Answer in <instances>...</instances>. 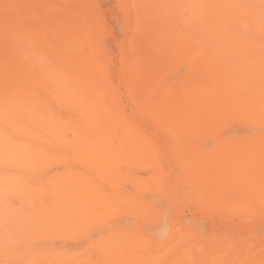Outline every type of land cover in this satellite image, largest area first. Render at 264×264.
<instances>
[{
  "label": "rangeland",
  "instance_id": "rangeland-1",
  "mask_svg": "<svg viewBox=\"0 0 264 264\" xmlns=\"http://www.w3.org/2000/svg\"><path fill=\"white\" fill-rule=\"evenodd\" d=\"M31 1L32 0H30V2L29 0H0V13H10L12 25L23 26V30L26 34L29 29L36 30L38 26L41 27L44 25L45 27L42 28L41 32L42 35L45 34L46 37H51L53 35L52 37L54 40H57L60 34L58 32H56L57 34H54L52 27L55 29V24L53 25V22L61 23V21H66L68 28L77 29L79 32H81L82 29L87 28V34L89 31L91 32L88 35V41L93 42L91 44L93 48H97V51L95 48V52L97 53L86 52V50H83L82 55L80 54L78 58L85 62L86 60H89L88 55L90 57L91 55H94L101 62V66L105 64L102 68V72L105 73V77H108L104 78L98 72V75L100 74L101 77L98 76L97 79V83L105 93L103 96L104 98H101L99 95H97L98 97L96 98L105 99L104 103L106 105L102 107L103 109L101 110L104 111L101 112L104 113L106 111L109 113H106L108 117L110 114H112L110 115L111 117H118L122 124L114 121L115 123L112 122L105 125V129L108 127L111 129L113 127V131L111 130L112 133L116 132L113 139L111 138L113 142L110 140L107 142L108 144L113 143L112 146L110 144V146L113 147V152L105 151L103 144L99 143L100 141H98L99 146L96 144L97 141H94L95 145L92 143L93 141L86 140L85 138V140L82 138L81 141L76 136V132L80 130V126L77 127V129L75 128L76 126L66 125L67 127L64 126L66 129L64 130L63 128L62 130V135L68 142L64 140L60 141L57 143L59 146L57 147L56 143L54 144L50 142V140L48 141L45 139L46 141H41H45L44 144L49 147H43L44 144L39 141L38 145L41 144V148H44V150L47 148V151L45 150L43 152V158H48L46 160L40 159L41 161L44 160V162L40 164L41 167L39 166V169L37 168L38 171H40V174L35 168L39 165V162H41H38L39 159L37 162L35 161L37 164L32 162V165L35 166L34 168L36 171L33 170L35 173L32 171V168H30L32 165H30L29 162L25 165L19 164L17 158L14 156H12L13 158L10 156L11 166L8 165V167L5 165V168L3 166L0 167V176L4 179V182H7L6 185L8 186L7 188L2 189L3 196L2 198L0 196V200L1 202L9 204L7 205L5 203V209L7 206L8 208L9 206L13 208L12 210L10 208V222H13L14 224L12 226L14 227L15 223L18 224L17 228L16 226L14 227V230L10 229V247L7 250L0 249V264H139V258H151L154 261L153 264H181L186 259L189 260V258L192 259V264H209L214 257L216 258L217 255L222 254V252H220L221 249L222 251H225L223 253L225 254L224 256H226L225 258H227V255H229L227 253L230 251L231 256L239 257L238 259H241L242 257L243 259L240 260L241 262L242 260L245 261L249 259L253 254L254 256L258 255L259 257L263 254L262 257H260L263 258L264 205H258L259 213L256 216L252 215L245 217L247 215L243 216L240 212L238 213L237 209L234 207H231L232 209L229 207V209H227V207H220L219 205L213 207L212 203L210 207V204H207L209 202L206 204H204V202L201 203L203 200H199L200 195L197 193V190L195 189L196 187L193 186L194 180L195 182H198V177H201L200 173H202V175L204 173V171L199 168L195 169L197 166H195L194 163L198 164L199 162L196 161L200 160L202 156H205V151H210L211 148L215 147L216 141H214L213 138L208 139L207 137L217 136L220 133V130L209 127L208 131L206 130V135L203 134L201 130H196L195 128V131H192L193 135L191 137L186 140L180 139L173 129H171L167 120L162 118V110H152L149 109V107H145L148 104V101L146 102L143 91L145 88L147 89V86L150 88L152 84L159 89L166 90L169 86H172V82H180L183 78L218 75L221 74L222 69H225L223 67L224 65L228 68L229 66L231 67V65L237 64L239 66V73L246 71L248 65V71H251H249V74L264 75V0H209L210 2L208 0H175L174 11H176V13L173 11V17H170H172L178 25L182 21H185L184 25L187 24L188 27L190 26L189 28L193 31L192 33L188 28H185L186 26L183 27V29H185L184 34L189 43V47L195 45V47L201 51L200 53H203L202 57L200 56L195 59L194 65H189L192 64V47H185V49L183 46L177 47L174 49L175 51L172 50V54L170 48L158 44L156 37L154 36L155 32H153L155 30V24L153 22V25L144 14H139L138 7H135L137 6L135 4H138L136 0H40L41 3H44L42 4L44 5L46 14L45 12L27 13L26 10ZM159 1L160 0H145V3L148 6H157L159 5ZM10 2L17 4L20 10L12 9L7 13L10 8L8 3ZM181 2L183 3L182 6L186 4L185 2L188 4L187 7H183L184 10H182ZM56 6L61 10L60 12H58ZM177 6H179V8ZM49 7L52 9L50 10ZM134 10L137 13H135ZM196 10L198 11V14ZM25 11L28 15L24 14ZM75 12L80 14H75ZM192 14H194V16H192ZM67 15L71 17H68ZM73 17L76 19H73ZM90 17L91 19H89ZM192 17L194 18V21L191 20L193 19ZM140 18H142L143 21ZM25 20L27 23H24L26 22ZM50 20H53V22ZM186 20L189 22H186ZM136 21L139 22L140 27H137L138 22ZM0 24V29H4L5 25L2 23ZM49 24H51V26ZM48 25L50 28L46 27ZM96 25H98V27ZM145 25L148 27L145 28ZM197 26L198 28H195ZM79 27L81 31L79 30ZM146 29L149 30V33L147 31L146 34H144ZM198 29H200V31ZM11 30L12 28H10V31ZM84 31L85 30H83V32ZM150 31H152L153 34H151L152 32ZM194 31L198 35H196ZM54 35L56 36L54 37ZM141 35L143 37H139ZM31 39L34 40L32 37ZM125 44L127 45L125 46ZM24 45L28 46V44L22 42L21 48L25 50L31 48L36 51L37 48L38 50L40 48V44L38 46L37 44H34V46H29V48L27 46L24 47ZM140 52H142V54ZM135 53L139 54L138 56H141V58ZM153 55L155 57H153ZM84 56H87L88 58L83 59ZM92 58L94 59L93 56ZM128 61L130 62L128 63L130 67L127 66ZM253 67L256 68L255 71ZM85 69L78 73L91 78L93 76L92 68ZM126 71L128 74H125ZM144 72L151 75L148 76L147 73L145 74ZM132 73L135 74L131 76ZM140 74H142L141 76L146 75L149 78L147 77L146 79L140 80ZM125 76L128 77V79ZM112 79L114 82H112ZM144 80L146 81L144 82ZM262 81V79H255L252 82L253 90L259 89L264 91V88H261V86H263ZM257 84L261 86H258ZM133 86L135 89L130 88ZM138 87L139 90L137 89ZM119 88L121 89L119 90ZM129 91H131V93ZM139 96L141 98H139ZM133 101L138 103L135 104ZM140 102L142 103L140 104ZM252 121H245V124V122H238L236 119L231 120L222 128V134L225 136V134L229 135L230 133H235L242 136L244 144H248L247 140H249V142H252L253 140L252 143H254V141L258 142V144H260L259 142L264 143V136H262L264 134V123H261V120L257 121L253 119ZM258 122H260V124ZM110 129L108 128L106 130L110 131ZM126 130H132L135 133V142L138 141V138L143 141L144 136L145 143L143 144L146 148L144 155L135 154L128 156V158H123L118 155V153H120L118 149L121 148L119 144H122L120 136ZM140 135L142 137L141 139ZM90 142L92 145H89ZM103 143L106 145V142ZM100 145H102V147ZM85 146L88 147L86 148ZM91 146L93 147L91 148ZM100 147L102 151L100 150ZM256 147L258 148L259 145ZM114 150L118 151H115L116 155ZM75 151L77 152L74 153ZM50 154L56 158H53ZM99 155L103 156L100 157ZM88 156L95 157L96 160H99L102 164L95 159H90ZM98 156L100 159L97 158ZM104 156L105 158L108 156L106 160L111 162L105 161ZM143 157H145L147 161H142ZM49 158L51 159L50 161ZM110 168L114 170L111 169V171ZM30 170L31 173L27 175L25 172L29 173ZM6 172L7 175L8 172H10V176L8 175L7 177ZM189 173H193L195 176L193 174L190 175ZM54 176H56L55 179ZM61 176H64L66 180H63L64 177L61 178ZM26 178L27 180L29 179V182L28 184L26 182L24 188L28 187L27 189H32L33 187L39 186L40 189H33L32 191L26 190L25 192V189H23L22 192H24V194L21 192L23 196H21V194L17 195L18 197H23V199L18 198L16 196L17 193L14 194L13 192L15 190H17L16 192L22 190V185L25 183L24 181H27ZM7 179L9 180L7 181ZM21 179L23 183L20 181ZM67 180H69L68 182L70 183H67ZM18 181L21 187L19 186V188H16ZM48 181L54 184L51 185ZM63 181L66 183H63ZM16 182L17 185L11 184H16ZM201 182L198 183L201 184ZM47 183L50 184V187ZM71 183L72 187H69L67 184L71 185ZM55 184L57 186H54ZM41 186H45V191L41 189ZM53 186L57 188L54 189ZM47 188L52 189L47 190ZM76 189L77 191H74ZM78 189L79 193H77ZM41 190L44 192L43 194L41 193ZM35 191H38L37 193H40V195L32 193ZM46 191H48V193ZM55 191L58 192L56 193ZM8 192L9 194H7ZM50 192L52 194H49ZM75 192L77 194H75ZM26 193L29 195L31 194V197L29 195L25 196ZM32 194L37 197H32ZM44 194L46 196H44ZM47 194L49 198L54 196V199H49V203L50 200L53 199L51 202L52 205L47 203ZM98 194L99 196L106 195L105 201H101L102 208L104 205H107V203L110 206L107 205L109 208H106L105 206L106 209H104V211L100 208L101 205L97 202L98 200H95L97 198L100 202V199L103 198L102 196L99 198ZM76 195H79V198L76 197ZM94 195H96V197ZM171 197L173 199L175 198V201L171 200ZM42 198L43 200L40 202L39 199ZM86 198L87 200L85 201ZM91 198L94 201L91 200ZM43 201L45 202V206L42 204ZM172 201L175 204L170 203ZM4 203L1 205L4 206ZM48 205H51L50 208ZM98 205H100V207H98ZM3 206L1 207L3 208ZM92 206H94V208ZM90 208H93L94 210L100 208L101 210L99 209L100 212L97 210L99 214H97L96 217V214H90L89 216L88 212ZM14 209L19 212L17 213ZM55 210V220L50 219L49 216H41L42 212L48 215V212L53 214ZM82 210L85 211L83 212ZM92 213H96V211ZM149 213L153 214L149 215ZM27 214H29V216H26ZM91 215H93V217ZM157 216H165L166 224L170 228L166 229L165 233L160 236L158 235L159 233H154L153 229L158 222V219L156 220ZM26 223H30L28 225L31 226L30 230L28 229V232L23 231L22 228L19 227L24 226ZM197 231H199V233ZM52 241L55 242L53 243ZM242 246H244V250L242 249ZM232 248H234V250ZM9 249L10 251H8ZM1 252H3V254ZM143 254L145 255L142 256ZM234 254L236 255L234 256ZM244 256H246L245 260ZM256 264L260 263L257 262Z\"/></svg>",
  "mask_w": 264,
  "mask_h": 264
},
{
  "label": "bare ground",
  "instance_id": "bare-ground-1",
  "mask_svg": "<svg viewBox=\"0 0 264 264\" xmlns=\"http://www.w3.org/2000/svg\"><path fill=\"white\" fill-rule=\"evenodd\" d=\"M174 1L175 0H160L159 5H157L158 7L157 6H148L145 3V0H136V2L138 4H135V5H137L135 7H138V9H139L138 10L139 14H144V16H146V18L148 17V20H150L152 22V24L154 22L155 25L154 24L153 25L155 27L154 28L155 30L154 31L152 30V31L155 32L154 36L156 37L158 44L161 46H167L168 48L171 49V51L174 50L175 48L181 47V46H183L184 49H185V47H189V43H188V41L185 37V34H184L185 29H183V27L186 26L185 28H188L191 31V33L193 32L189 28L190 26L188 27L187 24L184 25L185 21L184 22L182 21L178 25L174 21V19L172 18L173 17V11L175 10ZM29 2H30V0H29ZM39 2H40V0H32L31 3L28 5L27 10H26L27 13H31V12L44 13L45 12V8L43 5L44 3L42 2L43 3L42 4L41 2L40 3ZM187 2H185V3L187 4ZM10 3H8L10 8L8 9L7 13L12 9L13 10H20L19 7L17 6V4L12 3V2H10ZM148 4H149V2H148ZM186 4L184 5L185 7L188 6V4L187 5ZM215 4H214V6H215ZM182 5H183V3L181 2V6ZM26 6H27V4H26ZM64 6H65V4H64ZM184 6H182V10H184L183 9ZM197 6H198V4H197ZM197 6H196V9H197ZM70 7H71V5H70ZM80 7H81V5H80ZM177 7L179 8V6H177ZM56 8L58 9L57 6H56ZM59 8H61V7H59ZM49 9L51 10L52 8L49 7ZM213 9L216 10L215 8H213ZM26 11L24 12V14H26ZM60 11L61 10L58 9V12H60ZM89 12H91V11H89ZM134 12H135V10H134ZM174 12L176 13V11H174ZM135 13H137V12H135ZM193 13H194V11H193ZM45 14H46V12H45ZM53 14H55V13H53ZM75 14H80V13L75 12ZM197 14H198V11H197ZM26 15H28V14H26ZM62 15H65V14H62ZM71 15H72V13H71ZM188 15H186V16L189 17ZM170 16H172V17H170ZM192 16H194V14H192ZM68 17H71V16H68ZM62 18H63V16H62ZM39 19H40V17H39ZM43 19H45V18H43ZM65 19H69V18H65ZM73 19H76V18L73 17ZM89 19H91V17ZM140 19H142V18H140ZM140 19H139V21H140ZM180 19H181V17H180ZM191 20L194 21V18ZM50 21L53 22V20H50ZM142 21H143V19H142ZM189 21L186 20V22H189ZM196 21H197V19H196ZM11 22H12V19H10V13L9 14L0 13V23L5 25L4 29H0V167H2V166L4 167L5 165H7V166L10 165V160H11L10 156L11 157L14 156L15 158H17L19 164H23V165H25L28 162L30 163V165H32V162L36 163L38 159H39L38 162L41 161L40 159H44L43 158V155H44L43 152L45 150L47 151V148L45 150H44V148H41L40 147L41 144L38 145L39 141H40V143L42 142V144H44L46 140H48V141L50 140V142H52L54 144L56 143L57 147H59L57 144L58 142L63 141V140L67 141V140H65V138H63V135H62V130H63L64 126H66V125L76 126L75 128L80 126L79 127L80 130H78V131L76 130L77 131L76 136L81 141H82V138L83 139L85 138L86 140L93 141L92 142L93 144L97 141L96 142L97 146H99L98 145L99 143L103 144L105 151L113 152V147H111L113 143L112 144L110 143L111 144V146H110V144H108L107 142L109 140L112 141L111 138L113 139V136L116 134V132L112 133L113 127L111 129H110V127H108L110 129V131L106 130L108 128L105 129V127H106L105 125H108L114 121L121 123V121L119 120L118 117H111L110 115H112V114H110L108 117L107 114H109V113H107L106 111L104 113L101 112V111H104V110H101V109H103L102 107H104L106 105L104 103L105 99H101V98H104L103 96L105 93H104L103 89L99 86V84L97 83V79H98V76L99 77L102 76L104 78L108 77V76L105 77V73L102 72V70H103L102 68H103V66H105V64L103 66H101L102 65L101 62L94 55H91V57L88 55L89 58L87 56H84L83 59H85V58L89 59L86 61L84 60L85 62L81 61L82 59L79 60L80 58H78V56L80 54L82 55L83 50L84 51L86 50V52H91V53L95 52V48H96L95 45L93 44L95 47V48H93V46L91 44L93 42L88 41V35L91 32L89 31V33L87 34V32H86L87 28L82 29V31H81L80 27H79V30L81 32H79L77 29H74V28L70 29V28H68L66 21H63V22L61 21V23L60 22H55V23L53 22L52 24L53 25L55 24V29H53V27H52L54 34L56 32H58L60 34V36H58V39L54 40V38L52 37L53 35L51 37L50 36L46 37L45 34L42 35L41 32H42V28L45 27L44 25L41 27L38 26V28L36 30H30L29 29L27 31V34H26V32H24V30H23V28H24L23 26L22 27H20V25L13 26ZM136 22H138V21H136ZM24 23H27V21ZM65 23H66V25H65ZM35 24H37V23H35ZM196 24H197V22H196ZM49 25L51 26V24H49ZM49 25L46 27L50 28ZM98 25H96V26L98 27ZM146 25L144 26L145 28L148 27ZM10 26H12V27H10ZM198 26L195 28H198ZM137 27H140L139 22H138ZM10 28H12L11 31H10ZM27 29H28V27H27ZM83 30H85V31L83 32ZM198 30L200 31V29H198ZM50 31H51V29H50ZM147 31L149 33V30L146 29L144 34H146ZM152 31H150V32H152ZM139 32H140V30H139ZM153 32L151 34H153ZM194 33H195V31H194ZM195 34L198 35L197 33H195ZM196 35H194V36H196ZM30 36L34 40H32ZM55 36L56 35H54V37ZM139 37H143V36L141 35ZM152 40H153V37H152ZM22 42L27 43L28 46L24 45V47L27 46L28 48H29V46L30 47L34 46V44L35 45L37 44V46L40 44L41 49L39 48V50H38V48H37L36 51L34 49H31V48L28 50L22 49L21 48ZM196 43H197V41H196ZM133 44H135V43H133ZM126 45L127 44H125V46ZM191 47H192V52H193L191 55L192 64H189V65H194L195 59L197 57H200V56L202 57L203 53L201 54L200 53L201 51L198 48H196L195 45L190 46L189 48H191ZM178 50H179V48H178ZM96 51H97V48H96ZM130 51H131V49H130ZM136 52H137V50H136ZM95 53H97V52H95ZM140 53L142 54V52H140ZM172 54H173V51H172ZM136 55L138 56L139 54H136ZM146 55H148V54H146ZM248 55H250V54H248ZM92 56L94 57V59L92 58ZM146 57H143V58H146ZM153 57H155V56L153 55ZM139 58H141V56ZM103 59H104V57H103ZM145 60H143V61H145ZM80 62H83V63H80ZM147 62H148V60H147ZM128 63H130V62L129 61L127 62V66H129ZM229 64H231V63H229ZM229 64H228V66H229ZM232 64H233V62H232ZM157 66H158V64H157ZM223 67L225 69H222L221 74L212 75V76H203V77L199 76V77H195V78H188V77L183 78V79H181L180 82H176V83L172 82L173 83L172 86H169L168 89H166V90L159 89L158 87L153 86V84L150 88H148V86H147V89L145 88V90L143 91V94H145L146 102L148 101V104H147L148 106L146 105L145 107H149V109H152V110L153 109L154 110H162L163 111V112H161V116H163L162 118L167 120V123L169 124L171 129H173V131L182 140H186L187 138L191 137L193 135L192 131H195V128H196V130H201V132L203 134H206V135H207V131H208L209 127L219 129L220 133L217 136H215V137L208 136L207 137L208 139L213 138V140L216 141L215 147L211 148L210 151L209 150L205 151V154H204L205 156H202V158L200 160L196 161V162H199L198 164L194 163V165L197 166V167H195V169L199 168L202 171H204L203 175H202V173L199 172L201 174V177L197 176L199 178L198 182L200 183L202 181L201 184H199L198 182H195V180L193 182V180H192V182L194 184L197 183L196 185L193 184V186L196 187L195 189L197 190V193H199V195H200V197L199 196H197V197L200 198V199L198 198L199 200H203V201H201V203L204 202V204H206L207 202H209L207 204H210V207L212 204H213V207L219 205L220 207L221 206L227 207V209L234 207L237 209L238 213L240 212L241 214H243V216L247 215L245 217H249L252 215L256 216L259 213L258 205L259 204L264 205V143L259 142L260 144H258V142H255V141H254V143H252L253 140L251 139L252 142H249V140H247L248 144H244L242 141L243 140L242 136H239L235 133H230L229 135L225 134V136H224V134H222L221 130L231 120H234V119L238 120V122L239 121L245 122V121H250V120L252 121L253 119H255L257 121L261 120V123L262 122L264 123V91H261L259 89L253 90V88H252V85H253L252 82L255 79H260V80L262 79L264 81V75H260V74L251 75V74H249L250 70L248 71V65H247V67L245 66L247 69L243 73L238 72L239 66L237 64L231 65V67L229 66L228 68H226V65H224ZM261 67H263V66H261ZM85 68H89V69L92 68V75L93 76L91 78L78 73ZM258 68H260V67H258ZM253 69H254V71L256 70L255 67H253ZM176 70H177V68H176ZM129 71L132 72L131 70H129ZM98 72L101 74V76H100V74L98 75ZM240 72H241V69H240ZM126 73H127V71L125 72V74ZM83 74H84V72H83ZM106 74H107V72H106ZM111 74H113V73H111ZM134 74L132 73L131 76H133ZM141 75L142 74H140V76ZM147 75H148V73H147ZM150 75H148V76H150ZM114 76H115V74H114ZM148 76H146V75L141 76L140 80L146 79ZM136 77H138V76H136ZM126 78L128 79V77H126ZM126 78H125V81H126ZM123 79H124V77H123ZM135 80H136V78H135ZM145 81L146 80H144V82ZM257 81H259V80H257ZM263 81H262L263 86L257 84L258 86H261V88L262 87L264 88ZM112 82H114L113 79H112ZM139 84H141V83H139ZM170 84H171V82H170ZM104 85H106V84H104ZM154 85H156V84H154ZM134 86H135V83H134ZM134 86L130 87V88L135 89ZM255 86H256V84H255ZM141 88H143V87H141ZM107 89H110V88H107ZM120 89L121 88H119V90ZM137 89L139 90V87ZM119 90H116V91H119ZM129 92L131 93V91H129ZM136 92H138V91H136ZM110 93L112 94L111 91H110ZM97 95L101 96V98H100L101 100L96 98V97H98ZM140 96H139V98L142 97V96L141 97ZM133 99H134V97H133ZM138 101H139V99H138ZM142 102H144V101H142ZM142 102H140V104ZM133 103H135V102L133 101ZM137 103H135V104H137ZM115 113H117V112H115ZM258 123L260 124V122H258ZM245 124H246V122H245ZM227 128H228V126H227ZM65 129L66 128H64V130ZM227 131H230V130H227ZM135 136L136 135L132 130H126L122 133V135L120 136L121 139L119 138L120 141L122 142V144H119L121 146V148L118 149V151H120V153H118L119 156H122L123 158H125V157L128 158V156L135 155V154L136 155L137 154L138 155H144L145 154L146 148H145V145L143 144V143H145L144 142V140H145L144 136H143V139H144L143 141L139 140V138H138L137 142H135V140H136ZM262 136H264V134ZM141 138L142 137L140 135V139ZM41 140H45V141L43 142ZM69 141H70V139H69ZM98 141H100V142L98 143ZM141 141H142V143H141ZM103 142H106V145ZM90 143H89V145H92V143L91 144ZM46 144H47V142H46ZM119 145H117V146H119ZM257 145H259L258 148L256 147ZM45 146H47V145L44 144L43 147H45ZM93 146H91V148ZM100 146L102 147V145H100ZM146 146L148 147L147 144H146ZM47 147H49V146H47ZM51 147H52V145H51ZM101 147H100V150L102 151ZM96 148H98V147H96ZM115 148L117 149L116 146H115ZM96 150H98V149H96ZM77 151H79V150H77ZM77 151H75L74 153H76ZM115 151L116 150H114V153H115ZM118 151H116V152H118ZM147 151H148V149H147ZM80 153H82V152H80ZM115 155H116V153H115ZM115 155H114V158H115ZM51 156L53 157V155H51ZM51 156H49V157H51ZM90 156H88V157H90ZM99 156L97 158L100 159V157L103 155H101L100 157ZM53 158H56V157L54 156ZM91 158H92V160L93 159L96 160L95 157L94 158L90 157V159ZM104 158H105V156H104ZM107 158H108V156H107ZM107 158H105V161H109V160H106ZM46 159H48V158L45 157L44 160H46ZM44 160L39 162V165L37 167L32 165L33 167L32 166L30 167V168H32V171L35 170V168L39 169L40 164L42 162H44ZM50 160L51 159L49 158V161ZM102 160H100V161H102ZM144 160H146L145 157L142 158V161H144ZM56 162H58V161H56ZM97 162H99V160ZM109 162H111V161H109ZM51 163H52V161H51ZM99 163L102 164V162H99ZM19 164H18V166H19ZM143 164H145V163H143ZM14 165H16V164H14ZM191 165H193V164H191ZM38 169H37V171H38ZM111 169L112 168H110V170ZM195 169H193V170H195ZM112 170H114V169H112ZM25 171H23V172H25ZM2 172H4V171H2ZM192 172H194V171H192ZM9 173L10 172H8V175L10 176ZM25 173H27V175H29L31 173V170L29 171V173L28 172H25ZM38 173L40 174V171H38ZM189 174L192 175L193 173H189ZM6 175H7V172H6ZM8 175H7V177H8ZM5 176H3V177H5ZM11 177H12V174H11ZM55 177L56 176H54V179H55ZM63 177L61 176V178H63ZM2 179L3 178H1V176H0V196H1V198L3 196L2 189L8 187L6 185L7 182L6 181L4 182V179L3 180ZM8 180L9 179H7V181ZM26 180H27V178H26ZM63 180H66V178L64 177ZM20 181H22V179ZM50 181H48V182L51 185H53L54 183H51ZM68 181L69 180H67V183H70ZM24 182L25 183H23V181H22L23 185L22 184L21 185L23 186V188H22V190H20V192L18 191L19 193L16 192L17 190H15L13 192L14 194L17 193L16 196L21 194L23 189H25L24 190V192H25L26 190L32 191L33 189L38 190V188H39V186L33 187L32 189H27L28 187L24 188L26 182L28 184L29 179L27 181H24ZM14 183H11V184L17 185V182H16V184H14ZM49 183H47V184H49ZM63 183H66V182L63 181ZM50 184H49V187H50ZM58 184H60V183H58ZM67 185L69 187L70 186L72 187V183H71V185H69V184H67ZM19 186L20 185H19V181H18V185H17V187L16 186L15 187L19 188ZM33 186H34V184H33ZM54 186H57V185L55 184ZM68 186H66V187H68ZM41 187H42L41 189H43V191H45V186L44 187L41 186ZM55 188H57V187H54V189ZM51 189L47 188V190H51ZM59 189H60V187H59ZM52 191H54V190H52ZM74 191H77V189ZM24 192H22V194H24ZM35 192H32V193L35 195L36 194L40 195V193H37L38 191H35ZM46 192L48 193V191H46ZM46 192H45V194H46ZM55 192L57 193L58 191H55ZM28 193H29V191H28ZM41 193L43 194L44 192H42V190H41ZM77 193H79V189H78ZM77 193L75 192V194H77ZM7 194H9V192ZM22 194H21V196H23ZM33 194H32V197H37V196H34ZM45 194H44V196H46ZM49 194H52V193L50 192ZM188 194H189V192H188ZM27 195H29V194L26 193L25 196H27ZM39 195H38V197H39ZM78 196L76 195V197H78ZM94 196L96 197V195H94ZM98 196H99V194H98ZM101 196L102 195H100L99 198ZM105 196L106 195L102 196L104 199L103 198L100 199V202H99V199H97V198L95 199L96 201L98 200L97 202L100 203V205H101V207H100V205H98V207L102 208L101 201L102 202H103V200L105 201ZM194 196H196V195H194ZM47 197H48L47 198L48 202H47V200H46V202L49 203V199L53 198L54 196H51V198H49V196L47 194ZM18 198L23 199V197H18ZM53 199L50 200L49 204H51ZM39 200L41 202V200H43V198L39 199ZM86 200H87V198L85 199V201ZM91 200H93V199L91 198ZM171 200L175 201V198L174 199L172 198ZM2 203H4V202H1V200H0V207L3 206V205H1ZM5 203H4L3 208L5 207ZM33 203H34V201H33ZM55 203H56V201H55ZM170 203H174V202L172 201ZM42 204H44V206H45L44 201ZM53 204H54V202H53ZM7 205H9V204H7ZM107 205H108V203H107ZM107 205H104V207L102 208L103 211H104V209H106L109 206V205L108 206ZM112 205H113V203H112ZM44 206H43V208H44ZM50 206H49V208H50ZM94 206H92V207L94 208ZM105 206H106V208H105ZM126 206H127V203H126ZM1 208H0V249L7 250L10 247V241H11L10 240V229L14 230V227L16 226V228H17L18 224L15 223V226L13 227L12 226V225H14L13 222H10V213H11V211H10L11 207L10 206H9V208L7 206L6 209L5 208L1 209ZM7 208H8V210H7ZM31 208H33V207H31ZM49 208H48V210H49ZM93 208H90V210L88 209L89 210L88 213H89V216H90V214H96L95 215V217H96L97 214H99V212H100L99 211L100 208L99 209L96 208L95 210ZM12 209L13 208H11V210ZM84 209H85V206H84ZM118 209H119V206H118ZM148 209H150V208H148ZM97 210L99 212H97ZM62 211H64V210H62ZM82 211L84 212L85 210H82ZM90 211H91V213H90ZM94 211H96V213H92ZM16 212L18 213L19 211H16ZM21 213H23V212H21ZM152 214L149 213V215H152ZM159 215H160V213H159ZM164 215H166V214H164ZM26 216H29V214H27ZM41 216H44V217L49 216L50 219L55 220L56 219V210L54 211L53 214L48 212V215H46V213L42 212ZM62 216H64V215H62ZM91 216L93 217V215H91ZM18 218H20V217L18 216ZM32 218H33V214H32ZM58 218H59V216H58ZM157 219H158V222L155 224L153 229H154V233H159L158 235L160 236L163 233H165L166 229H168L169 227L166 224L165 216H159V217L157 216L156 220ZM20 220H21V218H20ZM76 221H78V220H76ZM51 223H53V222H51ZM28 224H30V223H28ZM28 224L26 223V224H24V226H19V227H21L23 231L28 232L31 228V226H29ZM170 227H172V226H170ZM261 228H262V226H261ZM257 230H259V229H257ZM197 232L199 233V231H197ZM52 242L54 243L55 241H52ZM13 245H15V244H13ZM230 246H232V245H230ZM236 248H238V247H236ZM232 249L234 250V248H232ZM242 249L244 250V246H242ZM8 251H10V249ZM228 251H229V249H228ZM220 252H222V254H223L225 251H222V249H221ZM1 253L3 254V252H1ZM222 254L217 255L216 258L214 257V259H212L209 264H256L257 262H259L260 264H264V256H263V258H260V257H262L263 254L260 257L258 255L254 256V254L253 255L250 254L252 256L249 255L250 257L247 260H245L246 256H244L245 261L242 260V262L240 261L241 259H243L242 257H241V259H238L239 257L238 258L233 257V256H231L230 251L227 253V254H229V255H227V258H225L226 257V256H224L225 254H223V255ZM144 255L145 254H143L142 256H144ZM235 255L236 254H234V256ZM237 255H239V254H237ZM240 255H241V253H240ZM187 258H188V256H187ZM139 259H141V258H139ZM139 259H138L139 264H153V262H154L151 258L141 259V260H139ZM191 261H192V259L189 258V260L186 259L181 264H192Z\"/></svg>",
  "mask_w": 264,
  "mask_h": 264
}]
</instances>
